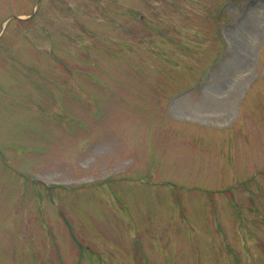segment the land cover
<instances>
[{"label":"rangeland","instance_id":"1","mask_svg":"<svg viewBox=\"0 0 264 264\" xmlns=\"http://www.w3.org/2000/svg\"><path fill=\"white\" fill-rule=\"evenodd\" d=\"M251 6L0 0V264H264Z\"/></svg>","mask_w":264,"mask_h":264},{"label":"bare ground","instance_id":"2","mask_svg":"<svg viewBox=\"0 0 264 264\" xmlns=\"http://www.w3.org/2000/svg\"><path fill=\"white\" fill-rule=\"evenodd\" d=\"M256 7L251 6L250 11L244 22L238 28V36L236 37L235 49L230 59V71L232 73L241 71L248 62L249 46L248 41H252L259 33L260 20L264 17V10L255 16L253 20H249L251 13ZM237 31V30H236ZM228 65V66H229ZM219 91V90H217Z\"/></svg>","mask_w":264,"mask_h":264}]
</instances>
